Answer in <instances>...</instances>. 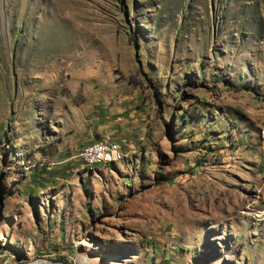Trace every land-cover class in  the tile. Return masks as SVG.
I'll return each instance as SVG.
<instances>
[{
	"label": "rangeland",
	"instance_id": "1",
	"mask_svg": "<svg viewBox=\"0 0 264 264\" xmlns=\"http://www.w3.org/2000/svg\"><path fill=\"white\" fill-rule=\"evenodd\" d=\"M263 132L264 0H0V264H264Z\"/></svg>",
	"mask_w": 264,
	"mask_h": 264
},
{
	"label": "bare ground",
	"instance_id": "2",
	"mask_svg": "<svg viewBox=\"0 0 264 264\" xmlns=\"http://www.w3.org/2000/svg\"><path fill=\"white\" fill-rule=\"evenodd\" d=\"M262 139H263L262 144L264 148V132L262 135ZM92 146L95 147L96 149H99V150H95V158H96L95 161H92V152H89ZM103 152H109V155L107 156L103 155ZM81 156L83 157V160L86 165L94 166L99 163L109 164V163L117 162L121 160L123 155L116 147L111 146L108 143H96L87 147L82 152ZM3 264H6V262H4Z\"/></svg>",
	"mask_w": 264,
	"mask_h": 264
},
{
	"label": "built area",
	"instance_id": "3",
	"mask_svg": "<svg viewBox=\"0 0 264 264\" xmlns=\"http://www.w3.org/2000/svg\"><path fill=\"white\" fill-rule=\"evenodd\" d=\"M95 150H99V149H96L95 147H91L90 148V150H89V152H92V161H95ZM111 151V150H110ZM103 155H109V152H103ZM1 264H3V262L1 263Z\"/></svg>",
	"mask_w": 264,
	"mask_h": 264
},
{
	"label": "trees",
	"instance_id": "4",
	"mask_svg": "<svg viewBox=\"0 0 264 264\" xmlns=\"http://www.w3.org/2000/svg\"><path fill=\"white\" fill-rule=\"evenodd\" d=\"M115 163H117V162H115ZM115 163H110V164H115ZM84 165L86 166V167H89L88 165H86L85 163H84Z\"/></svg>",
	"mask_w": 264,
	"mask_h": 264
},
{
	"label": "crops",
	"instance_id": "5",
	"mask_svg": "<svg viewBox=\"0 0 264 264\" xmlns=\"http://www.w3.org/2000/svg\"><path fill=\"white\" fill-rule=\"evenodd\" d=\"M97 142H99V141H97ZM121 162V161H120ZM118 163V162H117ZM95 170V169H94ZM123 182L125 183L126 181L125 180H123Z\"/></svg>",
	"mask_w": 264,
	"mask_h": 264
}]
</instances>
